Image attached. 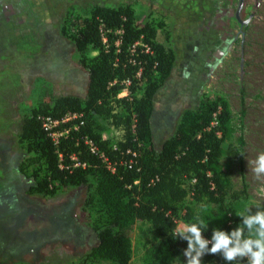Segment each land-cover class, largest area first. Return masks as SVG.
I'll use <instances>...</instances> for the list:
<instances>
[{
	"label": "rangeland",
	"instance_id": "obj_1",
	"mask_svg": "<svg viewBox=\"0 0 264 264\" xmlns=\"http://www.w3.org/2000/svg\"><path fill=\"white\" fill-rule=\"evenodd\" d=\"M95 4L129 5L135 24L153 25L156 41L174 51L171 73L154 97L155 147L175 131L185 109L220 97L230 112L229 140H243L242 162H233L229 175L248 194L237 209L264 207L258 191L264 176L258 178L251 163L264 152V0H243L244 24L236 18L238 0H0V264H74L97 243L87 223L96 206L84 207L85 187L29 193L30 174L40 167L42 173L43 164L25 162L18 135L33 108L60 95L84 96L88 72L66 35ZM126 95V89L118 93ZM98 122L103 139L113 146L122 140V128ZM185 204L194 205L189 197ZM184 224L179 218L176 229ZM153 235L148 221L134 224L130 264H144Z\"/></svg>",
	"mask_w": 264,
	"mask_h": 264
},
{
	"label": "trees",
	"instance_id": "obj_2",
	"mask_svg": "<svg viewBox=\"0 0 264 264\" xmlns=\"http://www.w3.org/2000/svg\"><path fill=\"white\" fill-rule=\"evenodd\" d=\"M66 36L88 72V85L83 97L60 95L23 116L18 135L25 162L43 164L42 173L40 167L30 174L29 193L45 196L61 186L86 188L84 207L96 206L87 223L97 243L74 264H130V232L137 221H148L154 232L144 250V264H187V240L172 237L179 218L186 224L197 216L205 218L203 235L209 240L213 229L230 232L242 222L236 202L247 198L246 186L234 187L229 175L232 163L242 162L243 140L240 136L237 145L229 140L226 102L213 97L185 109L175 131L156 148L151 126L154 97L171 73L173 49L156 41L153 25H136L129 5L95 4ZM89 49L96 54L88 56ZM122 89L128 95L118 97ZM69 114L77 116L60 123V130L67 132L55 143L40 118ZM99 119L122 128L123 138L115 147L102 138ZM85 138L97 145L106 161L89 150ZM187 197L193 206L185 204ZM202 260L229 264L221 254L206 253Z\"/></svg>",
	"mask_w": 264,
	"mask_h": 264
},
{
	"label": "clouds",
	"instance_id": "obj_3",
	"mask_svg": "<svg viewBox=\"0 0 264 264\" xmlns=\"http://www.w3.org/2000/svg\"><path fill=\"white\" fill-rule=\"evenodd\" d=\"M251 163L254 174L258 178L264 176V152H260ZM258 191L264 194V186ZM255 206V212L249 206L238 214L242 222L232 231L213 229L210 240L203 235L208 227L207 220L200 216L195 217L194 222L175 229L172 234L174 239L187 240L184 250L187 264H203L202 258L206 253L221 254L229 264L245 259L247 264H264V207L259 204Z\"/></svg>",
	"mask_w": 264,
	"mask_h": 264
},
{
	"label": "built area",
	"instance_id": "obj_4",
	"mask_svg": "<svg viewBox=\"0 0 264 264\" xmlns=\"http://www.w3.org/2000/svg\"><path fill=\"white\" fill-rule=\"evenodd\" d=\"M76 114H69L65 117H63L62 119H55L50 115H43L41 116V126L42 128L48 133L49 136H51V138L53 139V141L55 143L58 142V138L59 136L65 134L67 132V129H62L60 130L59 126L60 123H63L73 117H76ZM85 143L88 145V148L91 152L99 154L104 161L107 160V158L103 155L102 152L99 151L97 145H95L92 140L85 138ZM115 147V146H114ZM127 153L131 154L132 156H135L136 153L134 151H132L131 149L127 150ZM133 163V159L131 158L127 163H125L128 167H131ZM76 165H78V163H76ZM82 166H84V163L81 164ZM112 170H114L113 168H111Z\"/></svg>",
	"mask_w": 264,
	"mask_h": 264
},
{
	"label": "water",
	"instance_id": "obj_5",
	"mask_svg": "<svg viewBox=\"0 0 264 264\" xmlns=\"http://www.w3.org/2000/svg\"><path fill=\"white\" fill-rule=\"evenodd\" d=\"M242 4H243V0H238V6H237V9H236V18H237V20L240 22V24H244V23H245V21H242V20L239 18V12H240V10H241Z\"/></svg>",
	"mask_w": 264,
	"mask_h": 264
}]
</instances>
